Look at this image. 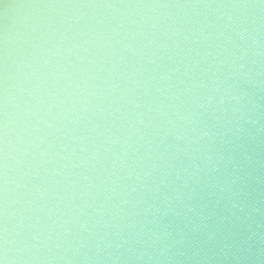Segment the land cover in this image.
Listing matches in <instances>:
<instances>
[{"label":"water","instance_id":"obj_1","mask_svg":"<svg viewBox=\"0 0 264 264\" xmlns=\"http://www.w3.org/2000/svg\"><path fill=\"white\" fill-rule=\"evenodd\" d=\"M2 264H264V0H0Z\"/></svg>","mask_w":264,"mask_h":264},{"label":"snow or ice","instance_id":"obj_2","mask_svg":"<svg viewBox=\"0 0 264 264\" xmlns=\"http://www.w3.org/2000/svg\"><path fill=\"white\" fill-rule=\"evenodd\" d=\"M0 264H2V262H0Z\"/></svg>","mask_w":264,"mask_h":264}]
</instances>
